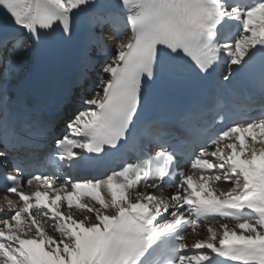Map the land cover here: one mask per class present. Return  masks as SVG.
<instances>
[{"label":"snow or ice","instance_id":"1","mask_svg":"<svg viewBox=\"0 0 264 264\" xmlns=\"http://www.w3.org/2000/svg\"><path fill=\"white\" fill-rule=\"evenodd\" d=\"M78 31L62 131L0 92V264H264V0H0L10 66ZM189 74L203 102L145 117Z\"/></svg>","mask_w":264,"mask_h":264},{"label":"bare ground","instance_id":"2","mask_svg":"<svg viewBox=\"0 0 264 264\" xmlns=\"http://www.w3.org/2000/svg\"><path fill=\"white\" fill-rule=\"evenodd\" d=\"M2 60L7 62L6 59ZM29 64L30 55L26 56L25 59L18 65L10 66L7 63V66H2L0 68V92H2L3 95L13 92L14 90L18 89L23 83L26 82L29 76ZM78 92L76 91L72 95V99L69 102V105L65 108V118L63 123H65L67 115L71 112L73 108L72 101L75 96L78 95ZM189 239H191V236H189Z\"/></svg>","mask_w":264,"mask_h":264}]
</instances>
